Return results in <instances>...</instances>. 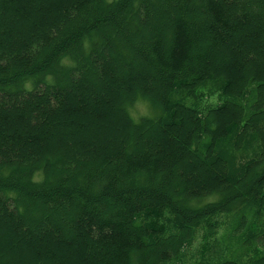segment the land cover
Here are the masks:
<instances>
[{"label":"trees","instance_id":"16d2710c","mask_svg":"<svg viewBox=\"0 0 264 264\" xmlns=\"http://www.w3.org/2000/svg\"><path fill=\"white\" fill-rule=\"evenodd\" d=\"M3 229L0 264H264V0H0Z\"/></svg>","mask_w":264,"mask_h":264},{"label":"rangeland","instance_id":"374dc122","mask_svg":"<svg viewBox=\"0 0 264 264\" xmlns=\"http://www.w3.org/2000/svg\"><path fill=\"white\" fill-rule=\"evenodd\" d=\"M119 85L118 82H115L114 86L117 87ZM95 89H99L98 87H96ZM215 99V96H211V97H208L205 102H209L210 100H213ZM141 107H143V103L142 101H140L139 99L130 107V111L132 113V115H136L139 113ZM115 122V126H116V120L114 121ZM1 233L2 232H5V230H1L0 231ZM0 233V244H6V242H2L4 241V236ZM25 239H28V238H24V237H20L19 239V247L22 248V249H27V247L24 245V240ZM24 243V244H23ZM200 245L201 243L197 240L195 241L192 246L186 248V253H185V260H184V263L185 264H196L194 260H197L198 259V255H199V249H200ZM29 249L26 250V255L29 254ZM24 264H31L30 262H26Z\"/></svg>","mask_w":264,"mask_h":264},{"label":"clouds","instance_id":"9594fccd","mask_svg":"<svg viewBox=\"0 0 264 264\" xmlns=\"http://www.w3.org/2000/svg\"><path fill=\"white\" fill-rule=\"evenodd\" d=\"M138 99L140 101H142L143 107H141V109H140L138 114L130 115V119L134 123H139L142 119H150V118H152L151 117V113L149 111V109L151 107V101L147 97H145L143 95L139 96Z\"/></svg>","mask_w":264,"mask_h":264}]
</instances>
